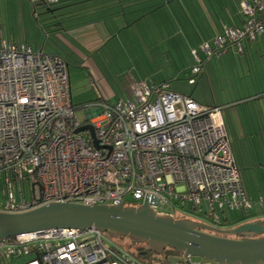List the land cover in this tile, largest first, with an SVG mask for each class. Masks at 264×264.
I'll use <instances>...</instances> for the list:
<instances>
[{
	"label": "built area",
	"instance_id": "1",
	"mask_svg": "<svg viewBox=\"0 0 264 264\" xmlns=\"http://www.w3.org/2000/svg\"><path fill=\"white\" fill-rule=\"evenodd\" d=\"M34 6L55 0H29ZM240 27L223 26L202 50L208 58L264 35V0L242 3ZM191 84L203 60L194 52ZM77 116L68 63L26 43L0 44V213H26L50 203L136 205L157 214L222 227L227 213L250 216L247 193L223 119L172 89L132 80L129 96L92 105ZM101 111L102 113L94 114ZM94 128L77 133L84 125ZM146 264L106 233L60 229L0 240V264ZM179 264H214L191 257Z\"/></svg>",
	"mask_w": 264,
	"mask_h": 264
},
{
	"label": "crops",
	"instance_id": "2",
	"mask_svg": "<svg viewBox=\"0 0 264 264\" xmlns=\"http://www.w3.org/2000/svg\"><path fill=\"white\" fill-rule=\"evenodd\" d=\"M148 1L153 2L149 7ZM154 1L55 0L48 6L36 8L29 0H20V4L14 0H0V44L3 40L26 43L35 51L63 58L68 63L69 69L72 63L76 68L87 69L90 73L92 89L100 94L89 102L113 104L115 102L106 98L115 95L114 86L112 84L110 86L100 68L104 63L100 62V65L96 59L100 55L107 56L108 43L115 36L117 37L116 33L121 34L126 30V33H129L131 28L141 24L144 18L156 15L159 10L169 11V8H172L170 6L172 0ZM184 1L189 2L187 12H191V17L197 19L192 21L195 23L194 31L203 32L202 35L208 37H201L199 44L204 55L202 72L196 77L195 84L189 83L196 88L195 93L186 95L176 91L173 86L172 89L181 95L192 97L201 105L224 108L223 119L236 165L241 172L247 193L257 202L264 196V77L262 80L260 76L255 77L253 81L247 78L253 73L252 71L257 72L262 69L264 72V64H256V60L264 56V35L257 42L244 43L243 52H238L234 46H229L221 54L208 58L202 50V45L208 43L215 48L214 41L222 32L223 26H242L245 15L241 5L250 0ZM39 9H42L44 14H49L44 17V25H47L49 31L51 30L50 36L47 33L49 38L57 42L55 46L51 45V48L47 43L40 46L43 37L35 23L36 16L40 15ZM54 10L60 13H55ZM261 17L264 22V14ZM127 19L134 21L129 22ZM22 28L26 36L22 35ZM29 32L30 38L27 36ZM195 65L194 58V64L183 71L189 82L192 77L190 71ZM240 68L242 71L238 72ZM229 73L232 80L234 75L233 83L224 80V74L229 75ZM239 77L242 79L240 80ZM130 83L131 81L125 86L128 94ZM128 94L117 101L126 99ZM229 110H232V119L225 118V112L229 117ZM232 140L238 149L245 148L248 155L257 160L256 167L252 165L254 161H250L249 164V159L242 156L243 152L235 148L238 158L236 157ZM256 209L260 208L256 206ZM261 218H264V215L249 221Z\"/></svg>",
	"mask_w": 264,
	"mask_h": 264
},
{
	"label": "water",
	"instance_id": "3",
	"mask_svg": "<svg viewBox=\"0 0 264 264\" xmlns=\"http://www.w3.org/2000/svg\"><path fill=\"white\" fill-rule=\"evenodd\" d=\"M86 131L99 147L92 125H84L77 133ZM92 228L110 238H127L134 244L147 245L160 257L169 249L180 255L163 264L189 261L191 257L214 264H264V218L218 228L157 214L148 200L139 207L66 202L50 203L26 213H0L1 241L48 230Z\"/></svg>",
	"mask_w": 264,
	"mask_h": 264
},
{
	"label": "rangeland",
	"instance_id": "4",
	"mask_svg": "<svg viewBox=\"0 0 264 264\" xmlns=\"http://www.w3.org/2000/svg\"><path fill=\"white\" fill-rule=\"evenodd\" d=\"M14 1L20 4V0ZM150 4H153V2L148 1L147 6L149 7ZM187 4H189L188 1L172 0L170 3L172 8H169V11L165 9L159 10L156 12V15H150L146 19L144 18L142 23L131 28L129 33H126V30V32L121 34H115L117 37L115 36L114 39L108 43L107 56L105 57L103 53L104 56L100 55V57L96 59V62H99L100 65L104 63L100 68L104 72L110 86L111 84L114 86L115 95H113V97L109 96L106 98L107 100L109 99L112 102H116L119 98L127 96L128 93H126L125 86H127L128 82L132 81V79L138 82L148 80L157 82L158 84L168 82L171 83L176 91L182 94L190 95L191 93H195L196 88L189 84L190 82L183 74V71L194 64V52H197L203 59L204 55L200 50L199 44L201 37L207 38L208 35H202L203 32L200 33L198 31L199 33H196L194 31L193 28L195 23H192V21L197 19L191 17V12H187ZM39 10L38 14L40 15L36 16L35 23H37L36 25L39 27L43 37L40 41V46L42 47L47 43L48 47L51 48V45L55 46L57 42L53 41V38H49L51 30L49 31L47 25H44V17L49 14H44L42 9ZM55 13H60V11H56ZM127 20H129V22L134 21V19ZM21 32H24L23 28ZM22 35L26 36L24 33ZM27 36L30 38V32ZM255 58H257V56ZM263 58L264 56L258 58L256 64H264V62H262ZM241 71L242 69L240 68L238 72ZM69 72L73 101L75 105H77V116L82 122H85L88 119V109L85 104L89 103L90 100L96 99L100 94L92 89L90 73L87 69L76 68L72 63ZM252 72L253 73L247 78L250 79V81L255 80V77L257 78L258 76L261 77V80L263 79L264 72L262 69H259L257 72ZM241 79L242 78H240V80ZM224 80L225 82L228 81L233 83L234 75L232 80L230 73L229 75L224 74ZM102 104L103 103H89L87 106ZM229 111V117L225 112V118L232 119V110ZM99 113L102 112L98 111L94 114ZM232 143L236 157L238 158L237 149L239 152H243L241 154L245 159H249V164L250 161H254L252 165L256 167L257 160L248 155L245 148L243 150H241L242 148L238 149V147L234 145L233 140ZM247 173L249 174L250 172L248 171ZM227 214L232 216L233 213ZM253 214L262 216L264 215V211L255 209ZM233 215H235V213ZM112 240L126 248L130 245V240L128 239L112 238ZM133 249L137 251L138 246L134 244ZM166 257H180V255L175 251H167ZM18 263H20V261H16L13 264ZM153 263L159 264L154 261Z\"/></svg>",
	"mask_w": 264,
	"mask_h": 264
},
{
	"label": "trees",
	"instance_id": "5",
	"mask_svg": "<svg viewBox=\"0 0 264 264\" xmlns=\"http://www.w3.org/2000/svg\"><path fill=\"white\" fill-rule=\"evenodd\" d=\"M43 5H47L48 6L49 4L40 2L35 7L39 8L40 6H43ZM261 20H262V17H261ZM149 83H151V82H149ZM98 101H100V100H98ZM89 103H86L85 105L87 106V104H89ZM75 107L77 109V105H75ZM130 206L131 207H137L136 205H130ZM258 216L259 215H256V214H253V213L250 216H244V215H241V214H235V215L232 214V216H230L229 214H226L222 218V222H223L222 227H224V228H232V227H235V226H237L239 224L247 222V221H249L251 219L257 218ZM124 239H127V238H124ZM136 245L138 246L137 251L133 249L134 243H132L131 241H130V245L127 246V248L126 247L125 248L131 254H133L136 258H138L139 260H141L142 262H144L146 264H154L153 261L157 262V263H160V264H163L164 261H166V260L168 261V259H169V258L166 257V253L167 252L165 253L164 257H160L158 255H154L151 251H149L147 245H140V244H136ZM167 251H174V250H170L169 249Z\"/></svg>",
	"mask_w": 264,
	"mask_h": 264
}]
</instances>
